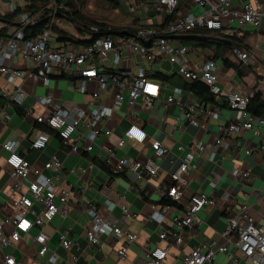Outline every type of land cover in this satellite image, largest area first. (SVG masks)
<instances>
[{
	"label": "built area",
	"instance_id": "built-area-1",
	"mask_svg": "<svg viewBox=\"0 0 264 264\" xmlns=\"http://www.w3.org/2000/svg\"><path fill=\"white\" fill-rule=\"evenodd\" d=\"M13 1L29 8L26 4L28 0ZM190 1L197 12L184 10L179 0H157L156 10L161 13V18L155 21L147 17V6L139 8L136 0H132L128 6V14L140 16L135 21L133 32L122 31L121 34L96 37L100 28L90 26L88 30L81 31L85 34L86 44L80 47L71 41L64 46L51 47V39L57 37L53 26L58 28L60 22L67 21V9L59 0H47L36 12L19 14L17 20L0 27V30L7 28L6 39L0 37V83H3L0 86V119L8 120V111L14 110L24 119L30 120L34 134L29 144L33 151L43 152L50 142V133L53 132L61 147L68 153H90L98 148L106 153L100 163L110 166L113 174L128 172L135 180L149 185L159 178L161 166L156 159L164 158L169 152L165 146L153 140L150 143L153 157L116 159L114 149L105 150L97 141L101 137L107 141L114 135L106 124L124 102L132 109L151 108L155 101L164 100V108L176 104L187 123L193 127L198 126L197 117L204 112V106L191 101L181 104L180 87L149 76L154 65L167 61L176 67L171 80L180 77L188 82H201L209 88L211 94L223 95L228 102V109L239 114L238 119L218 127V136L214 138L216 147L229 148L221 136L264 131V118L247 112L251 95L233 90L223 92L219 86V67L215 61L194 63L189 58L190 53L195 51L194 46L183 45L177 40L194 30L228 36H238L247 28L259 31L264 27V0ZM7 9L12 14L16 8L9 4ZM46 10L49 13L46 15L48 22L44 31L34 38L26 39L35 20ZM55 19H59V23L56 24ZM68 23L78 29L74 23ZM233 52L243 64L253 63L252 52L238 47ZM17 60L24 67L17 66ZM54 78L69 80L73 93L82 96L84 100L65 106L56 104L51 95L36 96L33 98L35 105H25L27 94L22 90V83L30 80L33 84L40 83L49 87ZM17 82L21 84L17 85ZM168 88V96L163 99ZM111 91H114V96L111 97L109 106L107 101ZM35 106L41 109V113L35 110ZM207 114L210 119L217 120L221 109L213 106ZM146 139L145 131L132 123L117 138L115 148L123 149L129 143L143 145ZM20 147L18 138L0 143V151L7 154L3 160L11 181L7 194L12 209L11 215L0 218V264H17L12 255H6L2 251L14 246L32 229L37 231L33 238L39 246L37 255L44 256L49 243L44 227L57 215L66 217L69 211V193L57 187L53 179L62 170L59 159L54 155L49 157L42 167V170L51 173V176H46L23 157ZM176 150L183 156L169 174L171 184L157 186L154 191L164 203L152 205L147 215L149 222L158 225L167 220L170 207L165 202H179L188 185L189 167L196 156L203 152L204 147L196 142L193 149L179 145ZM244 154H251V150H245ZM215 155V152L211 153L208 159L213 162ZM93 167L94 164L90 163L89 169ZM230 175L233 179L247 180L250 174L234 168ZM220 178L218 174H214L208 181L211 192L217 189ZM109 192L107 184L100 187L105 214L92 206L86 209L89 224L86 239L92 246L100 244L103 235L114 236L123 242L116 253L120 261H125L128 246L138 240V235L121 229L122 223L133 216L122 205L119 207L120 216L116 217L110 209L112 201ZM216 207L217 203L212 195L194 193L183 206L181 214L169 220L170 228L158 235L159 241L153 247L148 243L143 244V257L134 264H264V223L255 224L250 214L251 207L247 203L241 204L225 219V229L219 235L222 243L210 240L194 246L188 254L181 257L173 254V250L182 246L185 231L194 230L201 224V212L206 208ZM6 226L13 228L10 233H6ZM59 244L65 250L72 247L68 231L59 234ZM51 258L53 260L54 255Z\"/></svg>",
	"mask_w": 264,
	"mask_h": 264
},
{
	"label": "crops",
	"instance_id": "crops-1",
	"mask_svg": "<svg viewBox=\"0 0 264 264\" xmlns=\"http://www.w3.org/2000/svg\"><path fill=\"white\" fill-rule=\"evenodd\" d=\"M125 1L128 7L132 0ZM138 3L141 8L147 6V17L155 19V21L161 18V13H157L156 10L157 0H138ZM9 4H12L15 8L26 9V7L13 0H0V16L11 14L7 12ZM26 4L29 7H34L35 4H38L40 8L43 6L38 2L32 3L30 0ZM179 4L184 6V10L197 12L190 0H179ZM37 10L39 8H34V12ZM17 17L12 21L17 20ZM133 17L139 18L140 16L136 14ZM59 21V19L54 20L56 24ZM2 25L0 23V27ZM3 29L7 31V28ZM64 34L67 36L65 32ZM235 37L241 39V42L229 40L231 45L254 54L253 63L248 64L252 66V71L246 77L239 79L232 69L221 67V69L219 68V86L223 92L233 90L234 92L251 95L253 90L260 91L264 100V27L259 31L247 28ZM66 42L69 41L61 42L58 41V36L53 37L51 47L64 46ZM83 43L86 44L84 41ZM77 46L80 47L82 44H77ZM189 58L194 63L203 62L204 60L202 54L197 50L192 51ZM16 65L24 67V64L19 60H17ZM155 73L163 74L150 70L149 76L153 79L157 75ZM236 78L238 81L233 82ZM20 84V82H17V85ZM2 85L1 82L0 86ZM21 87L27 94L25 105H35L33 98L36 96L51 95L54 97L56 104L65 106L78 104L84 100L82 96L73 93L72 83L66 78L51 79L49 87H44L40 83L33 84L30 80L22 83ZM108 95L107 105L110 106L114 91H111ZM167 96L168 93H165L163 99ZM187 101L203 105L205 108L204 112L197 117V127L187 123L182 110L176 104H172L166 109L163 107L165 101L159 100L155 101L151 108L134 107L130 109L124 102L106 124V127L111 129L114 135L107 141L103 137L97 141L98 145H102L105 150L114 149L116 159L121 157L142 159L153 157L150 149V143L153 140L159 141L165 146L169 152L164 158L156 159L161 166L159 178L149 185L135 180L128 172L113 174L110 166L100 163L106 153L98 148H94L90 153H68L67 150L61 147L53 132L50 133V142L43 152L31 150L29 141L34 134L33 123L24 119L18 111H8L9 119L5 121L0 119V143L18 138L23 157L40 170H42L43 165L50 156H56L62 164V170L53 179L57 187L68 191L69 211L66 217L63 218L57 215L44 227V233L49 237L48 251L44 256L37 255L39 246L33 240L37 234L35 229L30 230L27 235H23L21 240L14 246L3 249L2 253L12 255L17 264H134L139 258L143 257V244L148 243L153 247L159 241L158 235L163 230L170 228L169 220L173 216L180 215L183 206L188 203L190 197L194 193L200 192L212 195L217 207L206 208L201 212V224L194 230L187 229L185 231L182 246L178 250H173V254H178L181 257L188 254L194 246L210 240L222 243L223 240L219 235L225 229V219L243 203L250 205V214L254 218L255 224H263L264 131L241 132L230 137L224 135L221 138L229 145V148L216 147L214 138L218 136V127L238 119L239 114L230 111L228 107H222L220 108L219 118L213 120L207 114L213 107L211 103H204L191 93L182 90L181 104L184 105ZM34 108L41 113L38 106ZM132 123L140 126L145 131L147 135L146 143L143 145L129 143L123 149H116L115 142L117 138ZM196 142L203 145L204 150L196 156L189 167L188 185L183 190L179 202L167 201L170 202V208L167 220L163 224L158 225L149 222L147 215L151 211V206L162 201V198L154 193L155 188L171 184L169 174L182 159L183 154L177 152V146L183 145L193 149ZM248 149L251 150V154L245 155L244 151ZM99 151L101 155H99ZM213 152L216 155L213 162H211L208 158ZM6 156L5 151H0V160H3ZM90 163L94 164L92 169H89ZM234 168L248 171L249 178L247 180L233 179L230 171ZM42 173L51 176V173L47 170H42ZM214 174H218L221 178L217 189L211 192L208 181ZM10 184L11 181L4 165L0 167V218L12 214L7 194ZM103 184H107L110 188L109 198L112 201V207L110 208L112 213L119 217V207L124 205L133 216L121 225L123 231L138 235V240L128 246L125 261H120L116 253L123 242L117 240L114 236L103 235L100 238V244L92 246L88 244L86 239V232L89 227L86 209L92 206L102 214L106 213L103 197L99 193ZM12 229L11 226L5 227L6 233H10ZM65 231L69 232V238L73 242L69 250L63 249L59 244V234ZM53 255L54 262L51 258Z\"/></svg>",
	"mask_w": 264,
	"mask_h": 264
},
{
	"label": "trees",
	"instance_id": "trees-1",
	"mask_svg": "<svg viewBox=\"0 0 264 264\" xmlns=\"http://www.w3.org/2000/svg\"><path fill=\"white\" fill-rule=\"evenodd\" d=\"M104 4H106L112 11L118 10L119 7H121L122 4H124L125 7H127V3L125 0H100ZM32 3H40L44 5V3H47V0H30ZM60 3H63L66 7L67 11L65 12V16L68 21L74 23L78 30L81 32L82 30H88L90 26H97L100 28V33L97 34L96 37L108 35V34H121L122 31H125L127 33H131L134 31V25L137 18L133 17V20L131 24L128 26H125L124 28L121 27V30L116 27L113 28L109 25L108 22H100L95 20H88L84 18L79 11L74 9V4L71 0H59ZM136 4L139 8H141L138 3V0L136 1ZM139 4V5H138ZM34 8L38 9L40 6L38 4H35L34 7H27L26 9L22 8H16L15 11L12 14H4L0 16V23L3 25L9 24L14 18H16L20 13L22 12H34ZM128 10V7H127ZM49 13V11H45L43 15L37 20H35V24L31 26L30 28V34L27 35L25 38L30 39L34 38L36 35L41 34L46 26V23L48 20L46 19V15ZM53 32L58 36V41H71L76 44H84L81 41H75L69 37H67L64 33H62L56 25L53 26ZM28 33V32H26ZM0 37L3 39H6V30L2 29L0 30ZM194 39H193V38ZM177 40L183 44V45H192L194 46L195 50L200 52L203 56V61L211 60V61H217L221 60L222 67L224 69H232L235 72V75L242 79L246 77L249 73H251L252 69L250 65L243 64L239 60H237L233 50L235 46L231 45L229 40H233L236 42H241V39L235 37V36H228V35H222V34H214L210 33L204 30H194L193 32L180 36L177 38ZM229 54L228 55V52ZM231 55H234L232 58ZM231 56V57H230ZM175 75V74H174ZM171 76H167L164 74H157L154 78L160 81H166L171 85H177L182 90H185L188 93H191L195 98L201 100L204 103H211L214 107L222 108V107H228V102L225 99L223 95H213L210 93L209 88L201 83V82H188L182 80L180 77H177L178 80L176 82H173ZM247 112L250 115L253 116H259L264 118V100L262 99V94L260 91L253 90L251 97L249 99V103L247 106ZM20 114V113H19ZM161 203H164V201H161ZM170 203V202H166Z\"/></svg>",
	"mask_w": 264,
	"mask_h": 264
},
{
	"label": "rangeland",
	"instance_id": "rangeland-1",
	"mask_svg": "<svg viewBox=\"0 0 264 264\" xmlns=\"http://www.w3.org/2000/svg\"><path fill=\"white\" fill-rule=\"evenodd\" d=\"M74 4V9L79 11V13L86 19L100 21V22H108L109 25L113 28L118 27L121 30V27L128 26L131 24L133 18L128 14L127 7L124 4L118 8L117 11H112L106 4L101 2L100 0H71ZM58 28L67 34V37L76 40V41H84L85 34L81 33L76 27L70 23L68 20L63 23L58 24ZM53 36L55 34L53 33ZM52 36V37H53ZM248 41V40H247ZM228 55L229 51L227 52ZM232 58L234 55H231ZM230 56V57H231ZM217 66L221 69L222 63L221 60L215 61ZM152 72H161L164 75L171 76L176 73V67L167 61H163L161 66L156 64L154 65ZM178 80L177 77L174 78L173 82ZM238 81L236 78L233 82ZM170 88L165 90V93H168ZM4 160H0V167L4 166Z\"/></svg>",
	"mask_w": 264,
	"mask_h": 264
},
{
	"label": "water",
	"instance_id": "water-1",
	"mask_svg": "<svg viewBox=\"0 0 264 264\" xmlns=\"http://www.w3.org/2000/svg\"><path fill=\"white\" fill-rule=\"evenodd\" d=\"M193 38V37H192ZM194 39V38H193Z\"/></svg>",
	"mask_w": 264,
	"mask_h": 264
}]
</instances>
